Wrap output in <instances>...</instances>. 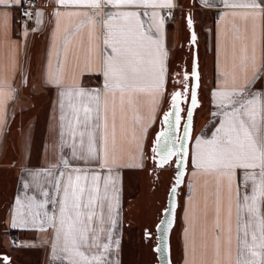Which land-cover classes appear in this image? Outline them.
Listing matches in <instances>:
<instances>
[{
  "label": "crops",
  "instance_id": "obj_1",
  "mask_svg": "<svg viewBox=\"0 0 264 264\" xmlns=\"http://www.w3.org/2000/svg\"><path fill=\"white\" fill-rule=\"evenodd\" d=\"M22 2L0 3V255H7L11 264H24L23 257L35 253L47 256L45 264H69V254L61 251L63 242L57 240V229L62 189L69 173L76 169L79 171L73 173V179L86 175L87 180H81L85 186L92 185L93 176L98 177L97 215L91 223L94 231L89 233L86 254L99 256L100 264H124L125 236L129 235L132 264L157 262L156 244L145 234L156 229L167 199L160 215L153 214L160 180L159 176L150 177L149 161L155 154L152 146L169 104L177 66L193 64L195 48L188 30L191 17L197 33L199 104L188 173L171 236L172 261L241 264L238 189L245 191V173L254 170L236 168L228 176L206 162L197 168V153H207L209 146L203 142L211 140L224 122L226 109L217 106L218 91L251 89L264 98V13L232 6L245 0H172L171 8L160 6L164 0H137L120 7L103 4L100 8L60 7L56 0H39L35 13L42 15L34 13V27L28 28L19 20ZM56 11L60 12L58 18ZM166 11L175 18H165ZM111 13L138 15L126 19L117 16L106 26V14ZM124 29L151 37L159 42V51L166 53L158 57L157 45L144 41L152 58L163 60L161 89L122 92L106 87L113 84L104 74L107 56L114 55V41L108 32ZM180 58L184 59L179 62ZM54 76L58 84L52 82ZM67 89L73 94L63 97L66 119L61 121L60 93ZM75 90H83L85 95H77ZM70 105L81 118L83 107L99 105L106 126L95 133V157L87 154V136L80 144L81 125L73 121L75 135L69 136ZM203 112L206 120L197 127V116ZM169 166L158 168L160 176ZM250 185L249 181V190ZM32 197L36 205L44 203L34 211L42 218L46 212L56 217L55 221L50 224L44 218L41 224L38 218L32 223L25 208L22 211L28 223L14 226L19 223L17 199L26 205ZM148 257H152L150 263ZM0 264H4L1 258Z\"/></svg>",
  "mask_w": 264,
  "mask_h": 264
},
{
  "label": "snow or ice",
  "instance_id": "obj_2",
  "mask_svg": "<svg viewBox=\"0 0 264 264\" xmlns=\"http://www.w3.org/2000/svg\"><path fill=\"white\" fill-rule=\"evenodd\" d=\"M17 4L21 0H15ZM137 0H90V3L84 4L82 0H56L60 7L69 6H87L91 8H100L103 4L113 7L135 4ZM4 3V0H0ZM207 3V0H205ZM227 3V0H225ZM156 6V5H153ZM162 7H174L172 0H164ZM233 7H242L253 11L259 10L264 13V0H245L240 5H232ZM26 16L31 17L33 13L25 12ZM41 16L42 13H35ZM56 17L60 16V12L56 11ZM106 26H110L117 16L128 17L137 16V13H111L106 14ZM156 14L153 13V18ZM163 19L159 20V25L163 26ZM191 24V19H189ZM109 38L114 43L111 45V53L108 55L105 63V76L113 81V84L106 87H115L123 91H135L137 89H161L164 83L165 69L162 59H153L152 51L145 46L144 41H149L153 45H157V56L161 57L166 53L159 51L158 41L152 40L151 37L143 33L133 34L131 29H124L119 32H108ZM192 39L195 40L193 34ZM107 44L108 41L106 40ZM53 83H59L57 77H53ZM77 95H85L83 90H75ZM72 89L62 90L60 108L61 121L66 119L63 114L65 104L63 97L71 96ZM181 93L177 92L173 96V107L179 101ZM216 96L219 98L218 107L226 109L223 112L224 122L216 130V135L203 143L209 146L206 154L197 153L196 167L200 168L206 162L209 167L219 170L222 173L231 176L236 168L253 169L254 171L246 172L243 180L244 192L238 189V239L241 245V264H264V98L261 94L252 92L251 89L244 91L242 89H233L218 91ZM99 99V94H96ZM193 106L196 105L195 97L192 98ZM72 107L71 119L68 121L69 136L74 137L75 132L72 131V122L81 125L79 131L80 144H84V137L87 136V154L89 157H95V133L98 129L106 126L103 122V116L99 105L95 108L83 107V117L79 115L74 106ZM94 114V115H93ZM95 123H92V120ZM178 119V117H177ZM168 120V117H165ZM162 151L165 155L162 163L173 154L172 149L168 147V139L166 134ZM187 136V132L185 133ZM103 139V137H101ZM200 143L198 141L197 147ZM73 157H76V148L73 145ZM81 159L87 157L81 156ZM61 162L67 166L66 160ZM258 171H255L257 170ZM79 170L74 169L73 173ZM69 173L68 179L63 186V200L59 208V227L57 229V240L63 242L61 251L69 254V264H100L99 256H91L86 254V250L90 248L89 233L94 230L91 227L93 217L97 215L95 211V203L99 197V188L95 181L98 177L93 176V183L85 186L81 180H87V176L75 175ZM64 173H60L62 177ZM249 181L251 182L249 190ZM175 191V189H173ZM45 196L47 193H43ZM47 203V202H45ZM18 224L14 226H23L28 223L25 213L22 209H28V215L31 216V222L36 223L37 219L41 224L47 219L48 223H53L56 219L49 216L46 212L41 217V213L34 211V207L43 208L44 203L36 205L35 198H30L28 204H22L17 199ZM101 223L103 220L101 219ZM113 223H115L113 221ZM103 229H101L102 231ZM95 238V237H93ZM99 246V245H93ZM105 251L108 245H103ZM259 257V259H256Z\"/></svg>",
  "mask_w": 264,
  "mask_h": 264
},
{
  "label": "water",
  "instance_id": "obj_3",
  "mask_svg": "<svg viewBox=\"0 0 264 264\" xmlns=\"http://www.w3.org/2000/svg\"><path fill=\"white\" fill-rule=\"evenodd\" d=\"M190 19V18H189ZM188 19V22H189ZM191 44L194 46V57L192 64V73L187 78H192L191 85L187 86L186 90H190L191 99L188 105L186 116L183 117V103L178 101L176 107L171 105V108L162 118L160 130L157 133L152 146V152L155 153V161L158 168H164L171 165L174 162L175 174L173 178V184L170 187L166 208L162 213V217L156 226L157 245L154 248L157 254V264H173L171 254V236L177 223V213L179 209V196L180 190L185 186L186 177L188 173V159L190 153V145L194 134V118L196 110L199 104V89H200V71H199V59L197 53V34L195 31L194 23L191 20V24L188 23ZM193 34L195 40L192 39ZM195 97L196 105L193 106L192 98ZM168 120H165V117ZM178 117V119H177ZM187 132V136L185 133ZM168 139V147L172 149L173 154L162 163V158L165 153L162 151L165 142V135ZM175 189V191H173ZM4 264H11V259L7 255H0Z\"/></svg>",
  "mask_w": 264,
  "mask_h": 264
},
{
  "label": "rangeland",
  "instance_id": "obj_4",
  "mask_svg": "<svg viewBox=\"0 0 264 264\" xmlns=\"http://www.w3.org/2000/svg\"><path fill=\"white\" fill-rule=\"evenodd\" d=\"M198 18L200 17V16H197ZM191 18V17H190ZM188 28H189V26H188ZM189 30V29H188ZM196 31V30H195ZM189 33H190V30H189ZM197 34V33H196ZM185 58V57H184ZM184 58H180L179 59V62L180 61H182ZM189 60V59H188ZM179 64V63H178ZM192 69V66H191V64L190 65H188V67H186V65H185V63H183V64H180L179 66H177V69H176V71H177V73H178V75H176L174 78V80H171L172 81V88L170 89V91H171V96L169 97L170 98V100H169V108H168V110H166L165 111V114L167 113V111H169L170 110V108H171V105L174 103V101H173V96H174V94L176 93V87H177V85H176V83H177V79L178 78H180V75L182 74V73H185L186 72V74L188 73V71H192L191 70ZM189 74V73H188ZM186 77V79H187V76H185ZM183 78H184V76H183ZM190 83V82H189ZM186 113H187V110H186V112H185V110L183 109V117H185L186 116ZM205 115V113L203 112V113H200V114H198V116H197V127H198V125H199V123L198 122H205V120H206V117L204 116ZM161 123H162V120H161ZM159 130H160V125H159ZM153 157H155V155H153ZM152 157V159H151V162L153 163V165H155V167L158 169V167H157V163H156V161H155V158H153ZM174 164V162H172V164L171 165H173ZM169 166L166 170L165 169H163V173L161 174V176L159 177V180H160V186H159V188H157L158 189V192L155 194V196H154V203H153V205H154V209L152 210L153 211V214H158V216L160 215V212H161V210L162 209H164L165 208V203H166V199H167V193H168V189H170V186L173 184V178H174V169L172 168V166ZM173 177V178H172ZM154 231V229H152V232ZM124 249H125V256H124V261H123V263L124 264H132L133 263V258H134V256H133V254L131 253V251L133 250L132 249V246H131V242H130V240H129V235H126L125 236V244H124ZM46 255L45 256H43V255H38V253H35L34 255H32V256H24L23 257V261H24V264H45L46 262H45V259H46ZM25 260H27V262H25ZM148 261H149V263H150V260H152V257H148V259H147ZM176 264H177V262H176Z\"/></svg>",
  "mask_w": 264,
  "mask_h": 264
},
{
  "label": "flooded vegetation",
  "instance_id": "obj_5",
  "mask_svg": "<svg viewBox=\"0 0 264 264\" xmlns=\"http://www.w3.org/2000/svg\"><path fill=\"white\" fill-rule=\"evenodd\" d=\"M192 73V72H191ZM183 76H184V78H183ZM185 76H187L186 75V73H182L181 75H180V78H178L177 79V83H176V85H177V87H176V93L177 92H179V93H181V96H180V99H179V101L181 102V103H183L184 105H183V109L185 110V112H186V110L188 109V105H189V102H190V99H191V92H190V90H186L187 89V86L190 84L191 85V83H192V78H187L186 79V77ZM190 82V83H189ZM177 103V102H176ZM145 235H147V239H151V240H153L154 242H155V244L157 245V234H156V229H154V231L153 232H151V233H146ZM156 247V246H155ZM158 263V259H157V262L155 263V264H157Z\"/></svg>",
  "mask_w": 264,
  "mask_h": 264
},
{
  "label": "built area",
  "instance_id": "obj_6",
  "mask_svg": "<svg viewBox=\"0 0 264 264\" xmlns=\"http://www.w3.org/2000/svg\"><path fill=\"white\" fill-rule=\"evenodd\" d=\"M39 0H23L22 4L19 7V20L22 25L33 28L35 21H34V13L38 6ZM29 12L33 13L31 17L26 16L24 13ZM165 18L167 19H174V15L170 11L165 12ZM13 242L16 243V239H13Z\"/></svg>",
  "mask_w": 264,
  "mask_h": 264
},
{
  "label": "trees",
  "instance_id": "obj_7",
  "mask_svg": "<svg viewBox=\"0 0 264 264\" xmlns=\"http://www.w3.org/2000/svg\"><path fill=\"white\" fill-rule=\"evenodd\" d=\"M168 108H169V104L167 105V108H166V110H168ZM151 148V147H150ZM149 163H150V165H149V170L151 171V176L150 177H157V176H159L160 177V173L162 172L161 170H159V169H157L156 167H155V165H152L151 164V161H149ZM174 173H175V169H174ZM150 177H149V180H150ZM182 191H183V188L180 190V196H179V202H180V199H181V196H182Z\"/></svg>",
  "mask_w": 264,
  "mask_h": 264
}]
</instances>
